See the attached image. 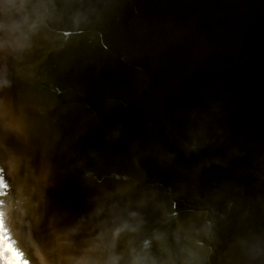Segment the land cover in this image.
Here are the masks:
<instances>
[{
  "label": "water",
  "instance_id": "water-1",
  "mask_svg": "<svg viewBox=\"0 0 264 264\" xmlns=\"http://www.w3.org/2000/svg\"><path fill=\"white\" fill-rule=\"evenodd\" d=\"M16 2L26 3L24 16H13L0 40L1 50H17V62L0 60V79L10 80L12 66L20 69L31 84L23 83L21 96L46 103L43 109L29 103L36 118L26 116L25 128L36 136L48 126L50 137L62 138L49 142L52 160L42 143L28 161L36 164L40 192L50 193L53 208L48 214L43 202L41 221L27 226L26 238L47 245L50 227L75 226L80 238L65 237L74 252L83 245L87 253L112 252L106 263L127 264L137 255L152 264H184L192 249L185 232L198 229L185 219L208 212L198 197L225 192L228 220L218 223L212 240L200 238L210 255L205 264H215L219 245L228 254L236 246L235 214L237 237L241 232L244 240L264 242V0ZM41 56L44 63L36 66ZM88 83L94 98L88 110H77L79 86ZM104 100L118 112H104ZM57 192L72 200L66 208L72 213L65 214ZM161 206L173 213L179 208L178 218L166 220ZM124 208L144 223L112 242L110 212ZM214 215L211 223L218 222ZM3 239L7 246L17 243ZM183 247L188 252L181 255ZM248 247L239 242L237 264L264 260V246Z\"/></svg>",
  "mask_w": 264,
  "mask_h": 264
},
{
  "label": "clouds",
  "instance_id": "clouds-1",
  "mask_svg": "<svg viewBox=\"0 0 264 264\" xmlns=\"http://www.w3.org/2000/svg\"><path fill=\"white\" fill-rule=\"evenodd\" d=\"M25 8V2L17 3L16 0H0V32H3L5 37L9 32L11 18L16 15H21L23 18ZM0 47H3V41H0ZM10 86L11 81L8 78L0 79V91ZM2 99L0 98V101ZM16 118L17 116L9 108L7 117L9 127H11ZM0 122H3L2 117H0ZM16 135L19 136L20 134ZM8 158V154L0 150V167H5L6 169V161ZM11 198L14 204L16 201L22 202L18 207L13 208L11 224L7 225L9 227L8 238L9 240L15 239L17 241L14 246L23 253V259L28 264H93V262L86 260L82 253L77 254L74 252V245L68 243L65 239V237L73 236L76 233L74 227L64 229L50 227V242L47 245H42L37 241L36 246L33 247L31 243H26L27 226L30 225L32 227L33 225H38L42 215L38 212V203L32 200L30 195L25 194L24 185L18 180L12 182ZM5 200L7 201L8 198L6 197ZM161 208L166 220L172 219L175 215V213L170 212L163 206ZM91 215L94 216L95 212ZM110 215L112 242L125 231L131 233L138 232L144 223L139 213L131 208L111 211ZM81 221H83V218H81ZM5 226L3 221V227ZM195 231L198 235L205 234L202 225ZM147 243L148 241L145 240L144 244L147 245ZM7 254L4 248L3 233L0 232V264H13L11 259H6ZM199 260L200 258L196 253L189 251L188 256L184 260V264H199ZM109 264H114V262H109ZM127 264H152V262L148 261L145 257L133 255ZM240 264H249V261L242 258ZM258 264H264V260H259Z\"/></svg>",
  "mask_w": 264,
  "mask_h": 264
},
{
  "label": "snow or ice",
  "instance_id": "snow-or-ice-1",
  "mask_svg": "<svg viewBox=\"0 0 264 264\" xmlns=\"http://www.w3.org/2000/svg\"><path fill=\"white\" fill-rule=\"evenodd\" d=\"M3 213H0V230L3 229ZM7 251L11 252L12 258L11 261L13 264H28L27 261L23 259V253L14 245H9L7 247Z\"/></svg>",
  "mask_w": 264,
  "mask_h": 264
}]
</instances>
